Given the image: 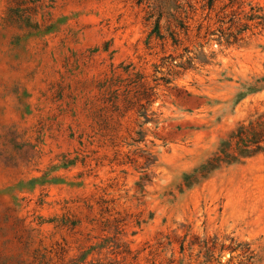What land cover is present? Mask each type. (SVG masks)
<instances>
[{"label":"rangeland","instance_id":"1","mask_svg":"<svg viewBox=\"0 0 264 264\" xmlns=\"http://www.w3.org/2000/svg\"><path fill=\"white\" fill-rule=\"evenodd\" d=\"M257 133L264 0H0V264H264Z\"/></svg>","mask_w":264,"mask_h":264},{"label":"trees","instance_id":"2","mask_svg":"<svg viewBox=\"0 0 264 264\" xmlns=\"http://www.w3.org/2000/svg\"><path fill=\"white\" fill-rule=\"evenodd\" d=\"M262 133H257L254 136V140L251 141L250 144H248L247 148L243 149L240 151L239 156L235 155H230V160L229 162H240L239 157H250L253 156L254 154L264 151V147L260 145V142L263 141L261 138ZM258 136V137H257ZM251 145V146H250Z\"/></svg>","mask_w":264,"mask_h":264}]
</instances>
